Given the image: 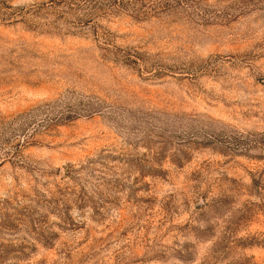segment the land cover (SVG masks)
I'll return each mask as SVG.
<instances>
[{
  "label": "rangeland",
  "instance_id": "obj_1",
  "mask_svg": "<svg viewBox=\"0 0 264 264\" xmlns=\"http://www.w3.org/2000/svg\"><path fill=\"white\" fill-rule=\"evenodd\" d=\"M0 264H264V0H0Z\"/></svg>",
  "mask_w": 264,
  "mask_h": 264
}]
</instances>
